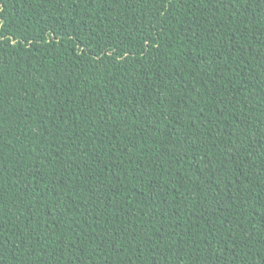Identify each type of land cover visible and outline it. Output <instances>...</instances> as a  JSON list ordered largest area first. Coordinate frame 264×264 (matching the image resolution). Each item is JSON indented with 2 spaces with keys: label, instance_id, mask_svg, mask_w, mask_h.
Segmentation results:
<instances>
[{
  "label": "trees",
  "instance_id": "16d2710c",
  "mask_svg": "<svg viewBox=\"0 0 264 264\" xmlns=\"http://www.w3.org/2000/svg\"><path fill=\"white\" fill-rule=\"evenodd\" d=\"M0 264H264V0H0Z\"/></svg>",
  "mask_w": 264,
  "mask_h": 264
}]
</instances>
